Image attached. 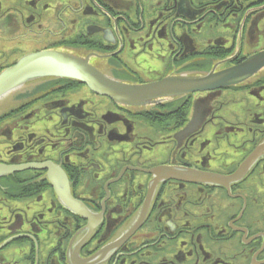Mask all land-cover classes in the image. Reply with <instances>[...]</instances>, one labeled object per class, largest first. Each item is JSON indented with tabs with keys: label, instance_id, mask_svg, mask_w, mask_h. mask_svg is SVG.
Masks as SVG:
<instances>
[{
	"label": "flooded vegetation",
	"instance_id": "1",
	"mask_svg": "<svg viewBox=\"0 0 264 264\" xmlns=\"http://www.w3.org/2000/svg\"><path fill=\"white\" fill-rule=\"evenodd\" d=\"M68 1L0 0V72L22 56L82 47L111 53L117 82L153 81L174 74L169 60L185 45L175 19L192 33L197 14L264 4L149 0L173 24L134 40L122 0L84 12ZM161 42L166 63L154 66ZM63 78L31 82L0 104V169L10 166L0 171V264H264V78L246 81L245 119L223 110L235 104L220 102L222 91L132 106ZM199 101L209 116L192 128Z\"/></svg>",
	"mask_w": 264,
	"mask_h": 264
},
{
	"label": "water",
	"instance_id": "2",
	"mask_svg": "<svg viewBox=\"0 0 264 264\" xmlns=\"http://www.w3.org/2000/svg\"><path fill=\"white\" fill-rule=\"evenodd\" d=\"M93 1L99 6L96 0ZM262 7H264V4L251 7L250 10L244 12L236 47L230 55L223 59L205 56L195 57L179 66H175L173 63L174 68L172 70L174 74L167 75L158 82L138 83L134 80H128L124 83L117 82L119 79L114 78L106 70L110 66V62L104 61V56L109 58L108 56L111 53H102L103 51L97 49V52H100L99 54L90 53L89 49L82 47H79V49L84 52L80 54L70 50L65 51V49L30 54L20 58L16 65L5 68L0 73V104L7 102L10 93H14L16 89L28 87L29 83L37 80L55 79L58 76L89 83L97 93L110 96L119 103L132 106L153 104L152 100L168 96L175 97V100H183L187 94L190 95L192 91L197 89L209 90L218 86L245 85L252 76V79L264 77V49L252 54L241 64H231L227 60L235 58L239 53L242 28L247 13ZM96 58H99L100 61H97ZM102 67H105L106 71L100 69ZM258 152L260 151L255 149V153ZM4 167L0 171L10 169V166L5 167L6 169ZM15 168H25V166L21 165Z\"/></svg>",
	"mask_w": 264,
	"mask_h": 264
},
{
	"label": "rangeland",
	"instance_id": "3",
	"mask_svg": "<svg viewBox=\"0 0 264 264\" xmlns=\"http://www.w3.org/2000/svg\"><path fill=\"white\" fill-rule=\"evenodd\" d=\"M96 1L98 2L99 5H101L100 4L101 1L99 0H96ZM110 2L113 3V1H110ZM259 2L260 1H255L254 4H252L250 7L248 6L247 8L249 9L254 6L261 5V4H257ZM122 3H124L125 5V10L122 12V15L126 16L128 20V21L124 20L125 25L127 27L130 26L131 33H132L131 35L134 34L132 36L134 40L141 35L147 34V30L149 29L151 24H154V23L158 24V22L161 25H165V24L169 25V23L173 24L169 22L167 18L163 20V22L160 20L162 18L161 16L164 15L163 13H161V9L150 12L149 10L152 7V5L150 4L149 0H136V4L134 3V0H122ZM246 4L248 5V2H246ZM66 6L69 9H77V10H80L81 12H84V10L87 11L88 8L89 9H91L92 7L95 8L97 4L93 0H70L66 3ZM208 14H209L208 12H204V13L196 15L195 17L196 23H193V25L195 29L197 27H200V29H196V30L194 29L195 31L194 32L192 31V33H191L190 28H189L190 29L189 31H186L184 28L179 29V26L177 24H179L180 22L177 21L174 16L168 17L170 19H175V22H177L176 29L172 30V34L176 36L177 39H179V37L181 36L182 37L186 36V42H185L184 47L179 46L180 47L179 49L176 48L174 59L169 60L171 68L173 67V63L175 66H179L185 63L186 61L193 59L195 57L205 56V57H215V58L223 59L233 52V50L236 47L237 36L239 33L240 23H241L244 11L237 13V14L232 13L231 15H229L228 13H226L227 15L226 14L220 15L219 13L218 16L216 15L211 16L210 14L209 16ZM82 17L83 16H80L81 18L80 26H79L80 30H78V32H80L81 30L86 32L87 21H86V18H84V21H83ZM144 26H147L146 30H142ZM96 27L97 26L89 27L87 30V33L89 35L95 34L96 36H98L99 29H97ZM90 28H94V29L91 31ZM195 34H198V35L195 36ZM221 42L226 43L228 46H231L229 42L231 43L233 42L234 44L231 49L227 48V50H225L224 48H222ZM29 44L30 42L26 46H29ZM263 49H264V7L259 8L255 11H252L249 15L246 16L244 23H243V28H242V37H241L239 53L235 58L227 60V62L231 64H235V65L241 64L242 62L247 60L249 57H251L252 54L258 53ZM153 53H155V56H154V61H152V65L156 66L158 62L166 63L164 59L160 57V55H163L162 42L155 45V49L153 50ZM23 57L25 56H22L21 58ZM18 62L19 60L11 66L16 65ZM164 77H161V78L158 77L156 80L148 81V78L145 75H143L141 77L143 81L136 80L135 78H133V80L137 81L138 83H151V82H158L162 80ZM62 80H68V78L66 79L63 78ZM75 80H76L75 82H77L76 86H78L77 90L79 93L82 94L83 91L87 92L88 90L94 91L89 83H85L77 79ZM247 87L248 85L246 84L242 86H218V87H215L209 90L208 89H203V90L197 89V90L192 91L191 94L198 95L199 93L201 94L202 92H205V91H222V93H219V95L217 96L220 102L227 103L229 101H232L227 104H235V106L233 105V107H222L223 110L226 112H229V111L232 112V115L237 118L238 110L241 114L244 115L247 112L246 109L249 108L248 101L245 100V96L247 94L245 90ZM262 94H264V92ZM183 101L184 100L177 99V100H174V104L175 105L182 104ZM201 103L204 104L203 102ZM205 111L206 112L210 111V106L208 104H204L203 106L195 105L194 110H193L194 116L192 117L191 115V118L188 124L191 122L189 125L192 128L199 127L200 126L198 123L199 121H197L198 116L200 115L201 121L204 119H207V117L209 116L208 114L204 116ZM233 113H236L237 115ZM251 115L252 113L250 114V116ZM250 116L244 115V119ZM202 125L203 127H207V125H204V124Z\"/></svg>",
	"mask_w": 264,
	"mask_h": 264
}]
</instances>
